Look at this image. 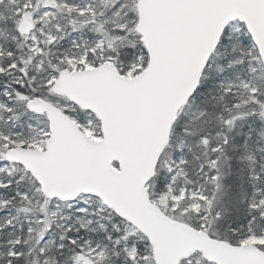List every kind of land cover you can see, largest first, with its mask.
I'll return each instance as SVG.
<instances>
[{
  "label": "snow or ice",
  "instance_id": "1",
  "mask_svg": "<svg viewBox=\"0 0 264 264\" xmlns=\"http://www.w3.org/2000/svg\"><path fill=\"white\" fill-rule=\"evenodd\" d=\"M0 264H264V0H0Z\"/></svg>",
  "mask_w": 264,
  "mask_h": 264
}]
</instances>
